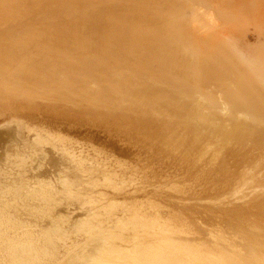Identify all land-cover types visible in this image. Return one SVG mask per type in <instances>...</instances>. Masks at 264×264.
Wrapping results in <instances>:
<instances>
[{
  "label": "rangeland",
  "instance_id": "374dc122",
  "mask_svg": "<svg viewBox=\"0 0 264 264\" xmlns=\"http://www.w3.org/2000/svg\"><path fill=\"white\" fill-rule=\"evenodd\" d=\"M113 200L264 264V0H0V238Z\"/></svg>",
  "mask_w": 264,
  "mask_h": 264
},
{
  "label": "bare ground",
  "instance_id": "6f19581e",
  "mask_svg": "<svg viewBox=\"0 0 264 264\" xmlns=\"http://www.w3.org/2000/svg\"><path fill=\"white\" fill-rule=\"evenodd\" d=\"M34 140L42 142L46 139L37 134ZM73 156L78 155L73 154ZM78 160L82 166V158ZM111 176L107 175L105 180L109 181V185L113 184L116 187ZM45 185L41 186L45 187ZM39 195L48 203L49 212H53L55 207L52 204H57L54 193L43 188ZM87 202L96 201L89 199ZM120 204L113 200L99 209H91L85 217L76 220L74 225L68 228L62 226L68 221L64 215L52 216L55 223L43 229L41 233L23 229L21 232H16L14 237L0 238V264H82V262H89L88 264H197L196 261L199 263L200 260L194 255L185 253L187 257L185 259L182 255L180 256V248L167 236V227L159 219L151 221L150 218L145 217L147 221H143V217H140L142 214L136 209L130 212L132 213L129 214L130 218L118 217L114 209ZM127 210H129L128 207ZM141 231L146 234L142 237L143 239H140ZM74 234L77 238L72 239ZM58 241L62 242L65 249L61 255L62 259L55 256V259L48 263L45 255L49 254L50 246H56ZM100 242L101 245L98 247ZM92 246L97 247L95 255L89 252Z\"/></svg>",
  "mask_w": 264,
  "mask_h": 264
}]
</instances>
